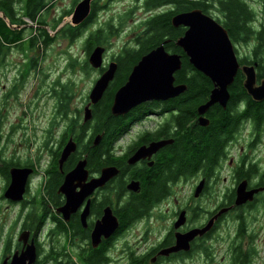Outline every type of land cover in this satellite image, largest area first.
<instances>
[{
  "label": "flooded vegetation",
  "instance_id": "flooded-vegetation-1",
  "mask_svg": "<svg viewBox=\"0 0 264 264\" xmlns=\"http://www.w3.org/2000/svg\"><path fill=\"white\" fill-rule=\"evenodd\" d=\"M99 1H93L92 12ZM138 3L142 5L143 0ZM174 5L146 10L145 21L138 24L139 36H151L147 18L173 10ZM216 6L206 11L194 9L214 17L231 38L225 16ZM191 10L180 9L171 17V24L175 15ZM248 25L256 33L264 30L256 15ZM174 27L178 39L189 28ZM134 38L136 33H131ZM235 46L237 54L241 53L239 45ZM141 52L122 49L111 53L107 48L104 61L117 63L115 77L126 60L130 72L118 86L113 84L114 77L95 105L104 99L110 102V114L116 121L104 132L95 133L94 106L93 118L87 121L76 107L60 113L47 128L22 125L12 129L9 138L0 131V178L4 180L0 188V264H11L14 259L30 264H264V100L256 101L250 94L243 71L254 63L256 70H264V65L249 51L244 59L252 63L239 60L235 79L226 89L225 104L217 102L204 111L201 109L219 86L201 72L210 80L208 97L193 106V117L185 119L186 125H179L175 100L189 89L187 83L177 80L176 86H186L180 95L147 100L126 113H113L117 91L147 54ZM104 70L99 69V75ZM262 78L259 75L257 84ZM88 102L86 96L84 103ZM217 106L235 121L230 133L222 135L218 154L183 172L173 165V174H166L169 149L184 135L185 127L189 129L185 136L208 128ZM71 141L76 150L61 162ZM6 143L9 157L2 155ZM95 148H100L97 158ZM13 168L30 170L21 199L5 196ZM154 169L167 178L163 175L162 191L155 197L147 195V201L145 185L158 173L147 174ZM105 170L109 177L102 179ZM183 241L188 250L165 252L185 247L180 245ZM29 249L33 252L28 255Z\"/></svg>",
  "mask_w": 264,
  "mask_h": 264
},
{
  "label": "trees",
  "instance_id": "trees-1",
  "mask_svg": "<svg viewBox=\"0 0 264 264\" xmlns=\"http://www.w3.org/2000/svg\"><path fill=\"white\" fill-rule=\"evenodd\" d=\"M77 1L78 0L74 2V5ZM22 2H24V5L21 6L20 10L22 13L19 15L17 13L18 8L16 7V3ZM172 3L175 4L173 10L155 15L146 20L150 24V26L147 27V31H149L150 28L151 36L149 35L148 37L143 38L142 36H139L142 33H140L137 29H134L133 32L136 33V38L129 40L128 44L123 49H139L142 51L141 53L144 54L157 48L161 44H164V42L168 40V42L165 43L166 49L171 53L182 54L183 57L181 58L183 60L182 63L184 67L182 66L183 69L177 71V74H175V80L187 83L189 91L180 98H177L175 100V104L177 105L176 108L180 111L178 117L179 125H186V120L193 117V106L207 99V93L209 91L208 83L210 80L189 62V58L186 56L184 51L176 44L178 39L176 32L178 30L171 24V17L173 14L180 12V9L191 10L194 8H202L206 11L208 7L216 4V8L225 16V23L231 34L233 42L245 44L254 42L252 51L255 59L259 61V65H264V30L256 33L251 25L247 26V23L251 17L255 15V12L250 8L245 0H146L144 5L147 9H155ZM46 5L47 4L45 0H0V12H3L6 17L10 19L11 24H24V18H29L33 22L49 25L47 20L45 18L40 19L39 15L41 10H43ZM72 11L73 10L71 9L62 15L60 20L56 22L52 28L57 29V27L63 22L64 18L69 16ZM96 11L97 10L95 8L93 15L90 16V18L81 26H73L69 23L63 25L58 31L59 36L68 39L71 42L77 41L80 37L88 32V30H86L88 26L95 23L94 15L96 14ZM113 28L114 25L107 23L106 26L100 28L98 31H95L92 34L87 33L85 37L86 52L89 54L97 44H109L107 38L108 36L114 34ZM0 39L5 41L6 44L10 45L22 44L25 42L24 31L23 29H12L0 17ZM35 39L39 40L38 37L34 36L28 41L27 47L29 49L34 48ZM41 41L45 42V44L47 43V41L44 39L40 40L39 42ZM241 61H244L243 63H252L251 61H248V58H243ZM124 65L125 67L128 66V60L124 62ZM1 66L2 61L0 60V67ZM125 67L122 66L121 71L118 72L114 79L113 84H116V86L123 83V81L126 80L127 74L130 72V67L128 66V69ZM82 68L87 72L92 69L87 58L84 60ZM188 72L190 73V76H188ZM257 74H259L260 77H264V70L257 69ZM237 80L238 78L235 81ZM235 85H237L236 82ZM109 93L107 94V97L111 98ZM66 99V95L61 97V103L62 107L64 108V112L67 111ZM109 103L110 102L108 100L104 99L100 102V104L94 107V120L96 123H98L96 126L97 131H95V133L104 132V129L107 127V125L116 121L115 118L110 114L111 112ZM211 119L213 120V123L208 128L194 130L192 134H187L186 136V132L184 131H189V129L185 127V130H183L184 135L180 134L179 140H176L175 145L169 149L168 160L164 162L165 167L169 169L166 174H173L171 169L173 165L177 166L178 172H183L184 170H188L191 167L201 165L202 161L205 160L206 157L210 158L218 154L223 143L221 139L222 135H225L226 133L227 136L230 133L234 127L235 121L229 116L228 113L222 112L218 106L215 107ZM108 135H110L109 131ZM99 149L100 148H95L94 150L95 158H97L98 154L100 153ZM5 173L8 174V172ZM153 173L158 174H156L157 177L154 179V181H149L145 185V195L143 197L146 200L147 195H149L150 198L155 197L163 189L162 178H165L163 177L165 173L154 169L152 172H148L147 175ZM146 180H148V178Z\"/></svg>",
  "mask_w": 264,
  "mask_h": 264
},
{
  "label": "rangeland",
  "instance_id": "rangeland-1",
  "mask_svg": "<svg viewBox=\"0 0 264 264\" xmlns=\"http://www.w3.org/2000/svg\"><path fill=\"white\" fill-rule=\"evenodd\" d=\"M45 1L49 7L43 16L49 25L32 23L24 18V24L12 27L10 19L0 15L12 29H23L25 39L32 36L39 38L35 39V49L32 50H26L28 44L22 49L23 44L10 45L0 39V59H3L0 70V131L9 134L8 138L12 129L22 125L38 130L55 124L60 113L64 112L61 103L63 95L67 97L66 113L76 107L82 108L85 97L99 77L94 69L87 72L82 68L87 58L84 39L71 42L56 36L57 31L52 28L61 15L73 8L76 0ZM245 1L253 8L261 24H264V0H256L257 3ZM135 2L100 0L97 3V23L88 26L86 30L92 34L107 23L114 25L115 34L108 37L107 41L111 43L110 52L118 53L128 44L133 27L145 20L146 9ZM16 4L20 15L24 2ZM64 22L71 23L70 17L65 18ZM43 39L47 41L46 44L39 42ZM253 44H239L242 57L248 56ZM7 143L2 147V155L5 157H9ZM3 184L4 180L0 178V188Z\"/></svg>",
  "mask_w": 264,
  "mask_h": 264
},
{
  "label": "water",
  "instance_id": "water-1",
  "mask_svg": "<svg viewBox=\"0 0 264 264\" xmlns=\"http://www.w3.org/2000/svg\"><path fill=\"white\" fill-rule=\"evenodd\" d=\"M93 0H81L74 9L72 24L83 23L91 13V3ZM4 16V15H3ZM5 17V16H4ZM174 26L185 25L188 30L184 37L177 40V45L181 47L189 57L191 64L200 72L210 77L218 83L219 88L212 92L211 99L203 106L201 111L206 110L217 102L225 104L228 94L227 87L233 83L238 72L239 61L235 52V47L230 39L227 30L213 17L203 13L200 9L180 13L172 19ZM151 50L135 65L129 75L127 82L119 88L115 95L112 111L114 114H122L144 101L151 99H168L176 97L185 91L186 86H176L175 73L181 69L182 60L178 54H171L166 51L165 43ZM106 48L98 45L91 52L89 63L94 68L103 66V55ZM256 64L244 67L246 74L245 86L253 95L256 101L264 100V79L257 84ZM117 63L109 64L107 70L96 81L91 94V102L85 107V121L93 118L91 105H96L103 97L111 81L115 77ZM76 150V143L69 142L61 157L64 162L69 155ZM30 174L27 168H13L11 170L12 182L8 186L5 196L7 198L21 199L25 193L26 179ZM109 177L108 170L104 171L102 179ZM185 247H176L165 250L166 253L188 250L186 241L180 243ZM33 249H29L28 255ZM34 254L31 256V261ZM4 264H8L5 261ZM11 264H30L14 259Z\"/></svg>",
  "mask_w": 264,
  "mask_h": 264
}]
</instances>
